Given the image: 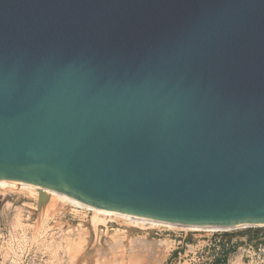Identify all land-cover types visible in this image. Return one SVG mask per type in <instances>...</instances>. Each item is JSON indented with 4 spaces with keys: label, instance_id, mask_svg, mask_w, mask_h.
I'll use <instances>...</instances> for the list:
<instances>
[{
    "label": "water",
    "instance_id": "95a60500",
    "mask_svg": "<svg viewBox=\"0 0 264 264\" xmlns=\"http://www.w3.org/2000/svg\"><path fill=\"white\" fill-rule=\"evenodd\" d=\"M0 183L264 223V0H0Z\"/></svg>",
    "mask_w": 264,
    "mask_h": 264
},
{
    "label": "rangeland",
    "instance_id": "374dc122",
    "mask_svg": "<svg viewBox=\"0 0 264 264\" xmlns=\"http://www.w3.org/2000/svg\"><path fill=\"white\" fill-rule=\"evenodd\" d=\"M12 196L0 192V264H209L219 235L227 259L217 264H264V227L141 230L112 220L94 230L93 211L62 201L39 226L37 199L25 191Z\"/></svg>",
    "mask_w": 264,
    "mask_h": 264
},
{
    "label": "bare ground",
    "instance_id": "6f19581e",
    "mask_svg": "<svg viewBox=\"0 0 264 264\" xmlns=\"http://www.w3.org/2000/svg\"><path fill=\"white\" fill-rule=\"evenodd\" d=\"M0 190H1L0 192L3 193L4 198H11V197H13L12 193L19 192V191H25V192L29 193L31 196H33L35 199H37L38 202H39L40 194L45 193L46 198H47L46 202L41 207L36 206L37 207L36 209L39 210V212L42 216V220H41L42 222L39 221V222H41V224L39 223V226H42L43 222L46 219L50 218L51 212L54 213L53 210L58 205V202L62 201V202L69 203L71 205L79 206V207L85 208L87 210L93 211L92 224L94 226V230H97L98 225H100V224L107 226L108 222L112 221V220L121 221L123 223V225H126L127 227H136V228L141 229V230L169 229V230H184V231H196V232H218V231H227V230H231V229L247 228V227H264V223H238V224L226 225V226L184 225V224L149 220V219L131 216V215H127V214H123V213H119V212H115V211H111V210L101 209V208L81 204V203L66 199V198L61 197L59 195L53 194L51 192H35V191L27 190V189H24V188H21L18 186L5 185L2 183H0ZM84 224H87V223H84ZM123 231H125V230H123ZM119 243H116V244L119 245ZM69 246H70V244L68 245V248H70ZM75 246L77 248L78 243H75L72 246L73 247L72 249H76ZM122 254L124 255V253H122ZM122 254H120L122 257L120 259H124ZM121 264H124V260Z\"/></svg>",
    "mask_w": 264,
    "mask_h": 264
},
{
    "label": "built area",
    "instance_id": "2783aa9c",
    "mask_svg": "<svg viewBox=\"0 0 264 264\" xmlns=\"http://www.w3.org/2000/svg\"><path fill=\"white\" fill-rule=\"evenodd\" d=\"M213 240L215 241L214 245L216 246V250H215L216 252L211 258L214 259V261H211L209 264H217L218 262L225 259V257L222 254L224 251L221 250V246H222L221 244L223 242L221 235H219L218 237L215 236Z\"/></svg>",
    "mask_w": 264,
    "mask_h": 264
},
{
    "label": "trees",
    "instance_id": "16d2710c",
    "mask_svg": "<svg viewBox=\"0 0 264 264\" xmlns=\"http://www.w3.org/2000/svg\"><path fill=\"white\" fill-rule=\"evenodd\" d=\"M222 262L226 263V259H223Z\"/></svg>",
    "mask_w": 264,
    "mask_h": 264
}]
</instances>
